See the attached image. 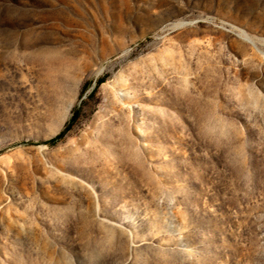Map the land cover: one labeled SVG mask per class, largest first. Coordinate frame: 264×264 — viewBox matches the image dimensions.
<instances>
[{
    "label": "rangeland",
    "instance_id": "374dc122",
    "mask_svg": "<svg viewBox=\"0 0 264 264\" xmlns=\"http://www.w3.org/2000/svg\"><path fill=\"white\" fill-rule=\"evenodd\" d=\"M0 264H264V0H0Z\"/></svg>",
    "mask_w": 264,
    "mask_h": 264
},
{
    "label": "trees",
    "instance_id": "16d2710c",
    "mask_svg": "<svg viewBox=\"0 0 264 264\" xmlns=\"http://www.w3.org/2000/svg\"><path fill=\"white\" fill-rule=\"evenodd\" d=\"M105 81V77H101V78H99L98 80H97V84L95 85V87H94V91L97 89V87L101 84V83H103ZM93 91V92H94ZM92 92V93H93ZM79 116V109H77V108H75L74 109V113H73V116H72V118H71V120H70V122H69V124H68V126L64 129V130H62L61 132H59L57 135H55L54 137H52L51 139H49V143H56L58 140H60L61 138H63L64 137V135H65V133H66V131L69 129V127L71 126V124L77 119V117Z\"/></svg>",
    "mask_w": 264,
    "mask_h": 264
}]
</instances>
